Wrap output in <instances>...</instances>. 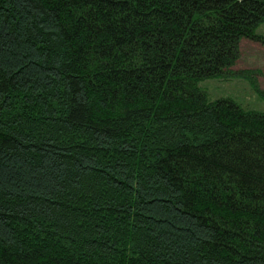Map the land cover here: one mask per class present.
<instances>
[{"label": "trees", "instance_id": "16d2710c", "mask_svg": "<svg viewBox=\"0 0 264 264\" xmlns=\"http://www.w3.org/2000/svg\"><path fill=\"white\" fill-rule=\"evenodd\" d=\"M264 0H0V264H264V112L209 100Z\"/></svg>", "mask_w": 264, "mask_h": 264}, {"label": "rangeland", "instance_id": "374dc122", "mask_svg": "<svg viewBox=\"0 0 264 264\" xmlns=\"http://www.w3.org/2000/svg\"><path fill=\"white\" fill-rule=\"evenodd\" d=\"M257 32L264 34V22L259 24ZM258 69L264 74V45L252 41H242L241 57L233 70ZM258 86L264 93V75L256 76ZM200 87L209 100L229 99L242 108L264 112V98L258 96L251 84L243 77L224 75L204 80Z\"/></svg>", "mask_w": 264, "mask_h": 264}]
</instances>
